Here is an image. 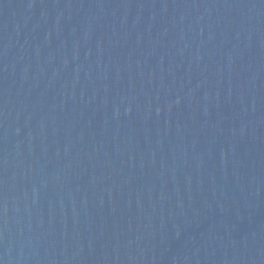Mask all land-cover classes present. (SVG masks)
<instances>
[{
	"label": "water",
	"instance_id": "95a60500",
	"mask_svg": "<svg viewBox=\"0 0 264 264\" xmlns=\"http://www.w3.org/2000/svg\"><path fill=\"white\" fill-rule=\"evenodd\" d=\"M0 264H264V0H0Z\"/></svg>",
	"mask_w": 264,
	"mask_h": 264
}]
</instances>
